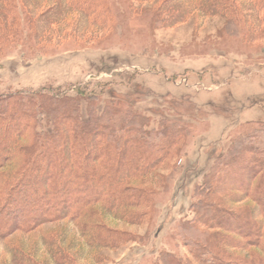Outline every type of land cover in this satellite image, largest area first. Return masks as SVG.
I'll return each mask as SVG.
<instances>
[{"label": "trees", "instance_id": "trees-1", "mask_svg": "<svg viewBox=\"0 0 264 264\" xmlns=\"http://www.w3.org/2000/svg\"><path fill=\"white\" fill-rule=\"evenodd\" d=\"M117 3L151 26L219 16L228 34L264 39V0H0V52L25 37L40 42L67 32L74 13L80 24L70 34H111ZM72 92L0 95L1 249L17 233L63 220L74 223L88 248H117L129 234L102 227L101 220L140 225L150 218L153 182L143 180L156 176L187 130L177 122L148 129V119L121 100L101 105L84 87ZM197 197L193 216L177 226L189 256L161 252L145 264H264V122L230 140ZM42 245L61 250L45 239ZM9 250L20 256L13 264H41L17 243ZM53 260L77 264L65 253Z\"/></svg>", "mask_w": 264, "mask_h": 264}, {"label": "rangeland", "instance_id": "rangeland-1", "mask_svg": "<svg viewBox=\"0 0 264 264\" xmlns=\"http://www.w3.org/2000/svg\"><path fill=\"white\" fill-rule=\"evenodd\" d=\"M116 5L118 20L111 34H70L80 24L74 13L65 33L8 45L0 52V95L43 88L73 94L75 87H84L101 105L125 102L148 119V129L157 130L162 122L183 125V142L156 176L143 180L153 182L150 218L140 225L101 220L100 226L129 234L127 243L112 249L88 248L68 220L45 224L9 238L8 247L0 248V264L20 259L9 250L16 243L41 264H55L58 252L77 264H145L156 262L161 252L189 256L177 226L193 216L204 175L241 129L264 122V39L248 42L228 34L219 16L151 26L146 16ZM44 239L61 250L48 251Z\"/></svg>", "mask_w": 264, "mask_h": 264}]
</instances>
